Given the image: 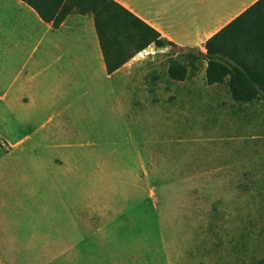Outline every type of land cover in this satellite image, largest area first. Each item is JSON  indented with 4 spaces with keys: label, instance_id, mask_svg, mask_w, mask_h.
<instances>
[{
    "label": "rangeland",
    "instance_id": "374dc122",
    "mask_svg": "<svg viewBox=\"0 0 264 264\" xmlns=\"http://www.w3.org/2000/svg\"><path fill=\"white\" fill-rule=\"evenodd\" d=\"M139 58L141 89L128 103L121 86L113 93L103 82L94 95L62 100V136L25 130L45 125L47 112L11 125V108L0 104L7 264L264 260V99L240 104L227 80L207 85L205 63L190 49L152 45ZM173 63L187 68L184 81L168 77ZM0 72L4 86L10 68ZM27 134L14 157L1 159ZM80 191L83 201L96 198L91 230L72 223Z\"/></svg>",
    "mask_w": 264,
    "mask_h": 264
},
{
    "label": "crops",
    "instance_id": "0c3cea01",
    "mask_svg": "<svg viewBox=\"0 0 264 264\" xmlns=\"http://www.w3.org/2000/svg\"><path fill=\"white\" fill-rule=\"evenodd\" d=\"M135 16L154 28L168 42L181 49H197L205 53V43L240 17L259 0H114ZM142 53V52H141ZM109 75L106 72L91 15L71 13L58 29L44 22L37 12L21 0H0V69L10 68L6 85L0 72V104L9 106L10 121L15 125L27 124L30 115L47 112L46 124L28 132L46 129L47 134L62 136L69 128L61 125L68 104L65 98H83L94 95L99 83H107L115 93L123 89L126 102L135 90H140L139 55ZM205 63V62H204ZM206 63L203 69L205 74ZM6 81V79H5ZM143 85V81H141ZM142 89L143 86H142ZM21 126V127H23ZM12 128V126H11ZM11 141L12 150L1 159L14 157L23 140ZM23 149L22 151H24ZM21 151V152H22ZM28 151L25 150L24 153ZM63 166L65 159L55 160ZM66 163V164H65ZM4 178L1 179L3 185ZM6 183V181H5ZM81 183V182H80ZM73 208L78 210L79 229H92L97 215L96 198L85 197L82 192ZM0 212V216H1ZM93 218V220H92ZM0 219V252L13 250L12 237ZM2 242V243H1ZM5 245L4 248L1 247ZM73 250V248H67ZM0 264H7L0 254Z\"/></svg>",
    "mask_w": 264,
    "mask_h": 264
},
{
    "label": "trees",
    "instance_id": "16d2710c",
    "mask_svg": "<svg viewBox=\"0 0 264 264\" xmlns=\"http://www.w3.org/2000/svg\"><path fill=\"white\" fill-rule=\"evenodd\" d=\"M46 23L58 29L67 15H91L107 74L111 75L150 46H170L159 32L114 0H21ZM197 56L206 63L207 85L227 80L234 102L264 99V0L244 12L204 45ZM187 68L173 63L167 70L174 81H184ZM258 264H264L262 260Z\"/></svg>",
    "mask_w": 264,
    "mask_h": 264
}]
</instances>
